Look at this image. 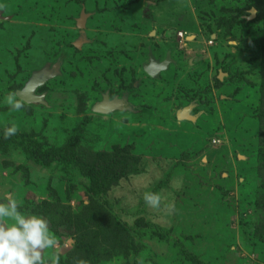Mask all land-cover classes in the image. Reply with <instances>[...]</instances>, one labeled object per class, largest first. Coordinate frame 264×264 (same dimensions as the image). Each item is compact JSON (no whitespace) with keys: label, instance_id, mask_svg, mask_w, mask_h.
Masks as SVG:
<instances>
[{"label":"rangeland","instance_id":"obj_1","mask_svg":"<svg viewBox=\"0 0 264 264\" xmlns=\"http://www.w3.org/2000/svg\"><path fill=\"white\" fill-rule=\"evenodd\" d=\"M254 3L0 0V264H68L61 207L85 222L90 203L117 226L99 264H264ZM151 53L171 59L158 78ZM44 68L45 104L25 103ZM105 96L122 108L95 113Z\"/></svg>","mask_w":264,"mask_h":264},{"label":"trees","instance_id":"obj_2","mask_svg":"<svg viewBox=\"0 0 264 264\" xmlns=\"http://www.w3.org/2000/svg\"><path fill=\"white\" fill-rule=\"evenodd\" d=\"M254 9L257 13L264 14V0H256ZM260 44L264 54V37ZM61 210H63L62 215L69 220L68 222L71 223L76 233V247L68 256L70 260H67V263L99 264L107 261L109 257L100 256V253L103 247L107 245L113 247L116 244L117 226L112 215L106 209L95 206L93 203L85 208L83 216L88 217L85 222L76 219L71 209L61 207ZM55 224H59V221ZM90 224L93 225L91 229H89Z\"/></svg>","mask_w":264,"mask_h":264},{"label":"water","instance_id":"obj_3","mask_svg":"<svg viewBox=\"0 0 264 264\" xmlns=\"http://www.w3.org/2000/svg\"><path fill=\"white\" fill-rule=\"evenodd\" d=\"M256 12L257 10L254 9L252 12L253 16L256 14ZM84 24H85V20L82 19L79 25L80 27L83 28ZM170 63H171V59L169 56L164 61H160L151 53L149 63L146 66H144V70L151 77L158 78L162 71L168 69ZM56 74L57 73L55 72V69L52 70L51 68H44L41 71L33 73L32 77L26 84L25 88L17 92L18 97L28 104H33V103L45 104L44 96L37 95L36 90L39 87L45 85L47 81L53 78ZM122 106H123L122 100H119L118 98L111 100L109 99L108 96H105L102 102L94 106L93 111L95 113L104 115L116 111L117 109H121ZM188 112H189V108L179 112L178 118L180 120L190 119L191 117L189 116Z\"/></svg>","mask_w":264,"mask_h":264},{"label":"built area","instance_id":"obj_4","mask_svg":"<svg viewBox=\"0 0 264 264\" xmlns=\"http://www.w3.org/2000/svg\"><path fill=\"white\" fill-rule=\"evenodd\" d=\"M214 41H215L214 39H211L209 43H210V44H213Z\"/></svg>","mask_w":264,"mask_h":264},{"label":"flooded vegetation","instance_id":"obj_5","mask_svg":"<svg viewBox=\"0 0 264 264\" xmlns=\"http://www.w3.org/2000/svg\"><path fill=\"white\" fill-rule=\"evenodd\" d=\"M189 114V113H188ZM189 116H191V115H189Z\"/></svg>","mask_w":264,"mask_h":264}]
</instances>
